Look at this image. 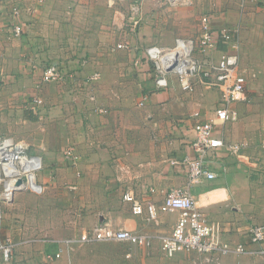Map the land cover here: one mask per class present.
Listing matches in <instances>:
<instances>
[{
	"label": "crops",
	"instance_id": "obj_1",
	"mask_svg": "<svg viewBox=\"0 0 264 264\" xmlns=\"http://www.w3.org/2000/svg\"><path fill=\"white\" fill-rule=\"evenodd\" d=\"M69 2L9 0L0 3V115L17 116L14 120H22L34 130L25 140L30 145L37 141L34 135L36 124H40L44 135L39 139L38 148L45 149L44 169L38 175L43 192L16 194L11 220L6 213L10 206H0L4 212L0 221V244L10 240L17 249L9 263L0 252V264H51L46 254L57 252V241L79 237L98 223L149 236L151 245L136 247L113 242L85 245L77 248L76 258L85 252L90 260L93 258L91 264H195L203 256L179 253L169 257L162 250L160 237L172 233L179 212H160L156 220L149 221L146 211L142 215L133 214L132 205L124 201L123 195L130 188L144 203L152 202L159 207L170 189L187 185L186 169L173 165L172 161L197 156L192 147L194 125L214 116L220 93L202 85L194 93H183L173 78L167 88H158L152 64L146 60L145 51L138 49L147 42L140 37L136 51L101 54L94 50L87 59H83L86 53L83 49L70 53L68 44L60 39L68 37L69 24L64 17L72 7ZM14 4L22 10L18 18L11 12ZM222 7L225 8L224 3ZM262 15L264 0H240V17L234 19L240 26H233L239 30L240 69L243 63L255 64L249 59L253 58L249 50L245 52L249 37L245 30L251 24L264 25V17H259ZM79 22L80 19L74 18L71 24ZM16 25L23 28L19 37L13 35ZM56 41L63 48L59 49ZM217 42L219 51H223L221 47L226 49L219 38ZM58 58L62 59L61 64ZM50 65L75 74L76 80L62 85L43 83V72ZM32 68L35 70L31 75ZM97 72L100 74L97 82L91 86L84 83ZM251 81L246 88L248 101L234 106L238 120L220 125L216 130L228 144L242 146L241 156L221 150L212 163L217 178L192 186L190 192L207 219L220 226L224 242L256 250L258 246L251 242L246 216L255 204L257 208L262 206V199L254 189L250 191L243 185L250 181L251 173L264 179V91L263 85L255 86ZM39 84L51 90L61 85L60 91L44 96L48 103L45 115L34 104ZM92 93L95 101L89 99ZM59 105L62 108L57 110ZM94 106H98L97 110ZM98 109L107 113L100 114ZM69 148H74L79 156L77 163L64 155ZM150 188L155 192L151 193ZM33 194L40 195L44 201L34 206ZM245 200L248 204H244ZM53 202H60L59 207H54ZM71 206L83 210L82 217L71 220L68 210ZM37 232L48 238L46 242L22 245L27 244L29 235ZM36 249L46 254L36 257L33 251ZM63 258L53 264H69L68 261L73 264L71 257L68 261ZM259 262V256L230 255L213 264Z\"/></svg>",
	"mask_w": 264,
	"mask_h": 264
},
{
	"label": "built area",
	"instance_id": "obj_2",
	"mask_svg": "<svg viewBox=\"0 0 264 264\" xmlns=\"http://www.w3.org/2000/svg\"><path fill=\"white\" fill-rule=\"evenodd\" d=\"M8 2L9 0H0V3ZM11 12L16 18L22 14L21 8L15 4ZM139 20L140 18L136 16L132 18L135 27L139 24ZM22 31V26L16 25L13 29L14 37H19ZM238 36V28H224L215 32L209 18L203 17L198 37L177 38L172 46L152 45L145 49V58L152 64L154 80L158 88H167L173 78L183 93H194L198 85L217 89L220 93V102L214 111V116L194 125L195 138L192 147L197 152V156L195 158L187 156L181 161H172L173 165H181L186 169L187 185L170 189L159 207L152 202L144 203L130 188L123 195L124 201L132 205L133 214L142 215L146 211L149 221L156 220L160 212L165 214L179 212L180 216L172 233L160 237L162 250L169 257L179 253H195L203 256V259L195 264H213L214 261L230 255H252L264 258V225H254L250 229L251 242L258 246L256 250L248 249L241 244L231 246L222 240L220 226L207 219L190 192L192 186L217 178L212 163L221 150L241 156L242 146L228 144L216 131L220 125L237 121L238 111L234 107L235 104L248 101L246 94L248 78L240 69ZM217 38L225 45V50H218ZM127 47L118 45L117 48ZM216 52H219V57L215 60L212 54ZM99 79L100 74L97 72L88 76L85 83L92 85ZM70 80H76L75 74L68 73L57 65L47 66L42 75L43 83L47 84H66ZM89 99L95 101L96 97L91 94ZM34 104L40 108L43 100L36 98ZM98 112L107 113L104 109H98ZM44 153L43 146L38 151H34L25 140L0 136V206H10L16 194L21 192L35 194L43 192L38 175L44 169ZM64 155L72 158L75 163L79 160L74 148L67 149ZM117 166L120 167V164ZM150 192L154 193V188H150ZM3 218L4 212L0 208V221ZM106 242L149 247L152 240L143 234L98 223L79 237L57 241V252L46 254V258L49 261L59 260L65 254H71L77 247ZM0 252L3 260L9 263L15 255L16 245L10 240H5L0 244Z\"/></svg>",
	"mask_w": 264,
	"mask_h": 264
},
{
	"label": "rangeland",
	"instance_id": "obj_3",
	"mask_svg": "<svg viewBox=\"0 0 264 264\" xmlns=\"http://www.w3.org/2000/svg\"><path fill=\"white\" fill-rule=\"evenodd\" d=\"M70 2L72 7L66 11V16L64 17L66 19L65 23L69 24L67 30L68 37H61L60 39L68 44L70 53L76 52V49H83V52H86L84 56L82 55L83 59H87L89 55L95 53L94 50H97V53L101 52V54H114L116 50L136 51V43L139 42L141 38L147 40V42L143 43V46H137L139 50L145 51L147 47L152 45L172 46L177 38L198 37L203 17L209 18L210 24L215 32L224 27L234 28L233 26H240V22L235 21L236 18L240 17V0H113V2L111 0H70ZM223 3L225 8L222 7ZM136 12L138 13L135 14ZM59 16L61 15L59 14ZM135 16L140 18L139 24L136 27L132 23V18ZM259 17H264V15ZM74 18L80 19V22L78 25L72 26L71 22ZM245 31L249 32L247 33L249 37H247L246 42H248V44H246L247 48L245 52L249 50V56L251 55L253 57L249 59L255 64L247 62L245 65V63H243L241 70L245 72L248 82L252 80L251 82L255 86H258V84L259 86L263 85V92L264 25L256 23L251 24ZM68 32L72 34V36H70ZM139 37L140 39H138ZM54 43L59 49L63 48L60 42H58V44L57 41ZM118 45H126L128 47L118 49ZM250 51L252 53H250ZM212 55L215 60L219 57L216 53ZM74 57L75 56L72 55V58ZM50 60L51 59H49V61ZM58 60L61 64L62 59L58 58L57 61ZM34 70L33 68L30 69L31 75ZM251 73H256L257 76L252 78L250 75ZM61 85L55 86L56 88L52 90L43 84H39V87H37L38 92L35 98H41L43 100V105L40 108H35L38 112L42 113V115H45V110L48 106L44 96H49L51 93L60 91ZM257 92L259 95L261 94V91ZM74 105L76 104L72 101V106L76 107ZM97 107L98 106H94V110H97ZM61 108L62 106L59 105L57 110ZM60 114L59 112V115ZM14 119H17V116L0 115V136L13 137L17 140H27V135L33 133L34 130L29 129L24 121H17ZM40 126V124H36L37 130L34 136L37 138V141L31 145L34 151H38L39 144L41 143L39 139L43 138L44 135V132L39 128ZM243 186L250 188V191L254 189L260 194V198L262 199L260 202L262 206L257 208L255 204V208L249 211L250 213L246 216L247 226L264 225V179H259L256 174L252 176L251 173L250 181ZM33 195L36 196V199L32 204L35 206L41 203L42 199L39 197L40 195ZM43 201L44 200H42V202ZM245 203L248 204L247 200L244 201V204ZM250 203L252 204V202ZM59 205L60 202H53L54 207L56 206L58 208ZM11 208L12 204L7 208L6 212L9 220L12 218ZM68 210L70 211L71 220L74 221L82 217L83 210L75 208L74 206L69 207ZM71 224L74 225V223ZM26 239L28 240L25 242L30 241V243L22 245L36 246L38 244H43L48 238L39 235L37 232V234L29 235ZM113 243L120 244L117 242ZM77 248H75L71 254H66L62 260L68 261L71 257L73 263V259L76 256L75 254L79 252ZM50 249L52 250L53 248ZM33 251L36 253V257H42V254H46H44V251H40V249ZM236 256L242 257V255ZM259 258L260 262L254 264H263L264 259L261 257ZM60 260L50 262L53 264V262L55 263ZM92 260L93 258L90 260L89 256H86L84 252V254L80 253L77 258L75 257L73 264H75V262L76 264H89L90 262L92 263ZM68 263L71 264L69 261Z\"/></svg>",
	"mask_w": 264,
	"mask_h": 264
},
{
	"label": "trees",
	"instance_id": "obj_4",
	"mask_svg": "<svg viewBox=\"0 0 264 264\" xmlns=\"http://www.w3.org/2000/svg\"><path fill=\"white\" fill-rule=\"evenodd\" d=\"M221 49H222V50H224V48H223V47H221Z\"/></svg>",
	"mask_w": 264,
	"mask_h": 264
}]
</instances>
